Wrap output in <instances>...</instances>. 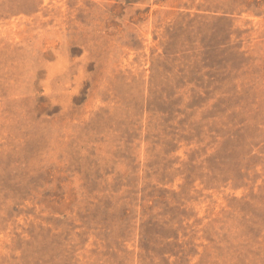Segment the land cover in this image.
I'll use <instances>...</instances> for the list:
<instances>
[{"label": "rangeland", "instance_id": "1", "mask_svg": "<svg viewBox=\"0 0 264 264\" xmlns=\"http://www.w3.org/2000/svg\"><path fill=\"white\" fill-rule=\"evenodd\" d=\"M0 264H264V0H0Z\"/></svg>", "mask_w": 264, "mask_h": 264}]
</instances>
